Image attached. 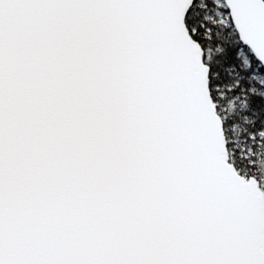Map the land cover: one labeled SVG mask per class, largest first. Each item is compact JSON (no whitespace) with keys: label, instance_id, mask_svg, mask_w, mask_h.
Masks as SVG:
<instances>
[{"label":"snow or ice","instance_id":"snow-or-ice-1","mask_svg":"<svg viewBox=\"0 0 264 264\" xmlns=\"http://www.w3.org/2000/svg\"><path fill=\"white\" fill-rule=\"evenodd\" d=\"M0 264H264V0H0Z\"/></svg>","mask_w":264,"mask_h":264}]
</instances>
